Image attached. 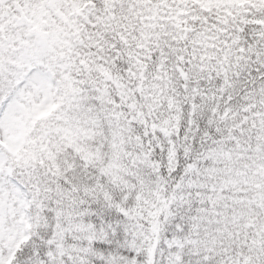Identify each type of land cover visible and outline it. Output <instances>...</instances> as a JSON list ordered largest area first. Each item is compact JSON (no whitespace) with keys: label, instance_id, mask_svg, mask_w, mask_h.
<instances>
[{"label":"snow or ice","instance_id":"obj_1","mask_svg":"<svg viewBox=\"0 0 264 264\" xmlns=\"http://www.w3.org/2000/svg\"><path fill=\"white\" fill-rule=\"evenodd\" d=\"M0 264H264V0H0Z\"/></svg>","mask_w":264,"mask_h":264},{"label":"rangeland","instance_id":"obj_2","mask_svg":"<svg viewBox=\"0 0 264 264\" xmlns=\"http://www.w3.org/2000/svg\"><path fill=\"white\" fill-rule=\"evenodd\" d=\"M10 6H8L7 8H5V17L6 20L8 21L5 25H4V34L8 35V36H12L14 35L19 29H17L16 27V17L11 15V13L8 11Z\"/></svg>","mask_w":264,"mask_h":264},{"label":"trees","instance_id":"obj_3","mask_svg":"<svg viewBox=\"0 0 264 264\" xmlns=\"http://www.w3.org/2000/svg\"><path fill=\"white\" fill-rule=\"evenodd\" d=\"M9 6L10 7H9L8 11L11 13V15L15 16V6H14V4H10Z\"/></svg>","mask_w":264,"mask_h":264}]
</instances>
